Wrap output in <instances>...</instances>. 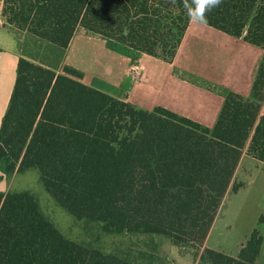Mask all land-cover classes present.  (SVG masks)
I'll return each mask as SVG.
<instances>
[{"label": "trees", "instance_id": "trees-1", "mask_svg": "<svg viewBox=\"0 0 264 264\" xmlns=\"http://www.w3.org/2000/svg\"><path fill=\"white\" fill-rule=\"evenodd\" d=\"M5 22L61 48L76 31L171 60L190 22L182 0H0ZM207 25L264 48V0H222ZM182 77L203 82L181 72ZM81 70L20 55L0 124V181L29 168L86 230L156 233L202 247L244 147L264 161V56L250 92L223 95L212 126L95 88ZM236 185H234V188ZM264 224V211L258 217ZM262 230L236 256L203 247L208 264H255ZM0 264H146L68 238L30 189L0 190Z\"/></svg>", "mask_w": 264, "mask_h": 264}, {"label": "crops", "instance_id": "crops-1", "mask_svg": "<svg viewBox=\"0 0 264 264\" xmlns=\"http://www.w3.org/2000/svg\"><path fill=\"white\" fill-rule=\"evenodd\" d=\"M0 17L3 21L0 26L1 124L13 89L18 58L26 53L21 51L17 29L5 22L1 10ZM230 47L233 51H230ZM73 49L80 56L89 52V58H104V62L95 69V75H89L83 67L68 60V65L82 71L85 83L138 106L147 109L163 106L208 126L215 123L224 97L208 88L205 81L247 96L254 67L261 54L260 48L254 44L207 24L192 21L171 60L150 55L111 38L77 31L65 48L67 57ZM212 52H216L219 58L211 57ZM38 62L59 71V67ZM134 66L139 67L138 77ZM181 72L199 77L203 82L186 79ZM230 73H236L238 81L235 85L225 82ZM237 74H242L243 79ZM263 105L261 114H264ZM0 190H6V187L0 186ZM253 209L256 211L253 212ZM263 211L264 161L250 154L246 144L202 248L209 247L236 256L248 234L258 226L262 230V242L254 263L264 264V224L258 223Z\"/></svg>", "mask_w": 264, "mask_h": 264}, {"label": "rangeland", "instance_id": "rangeland-1", "mask_svg": "<svg viewBox=\"0 0 264 264\" xmlns=\"http://www.w3.org/2000/svg\"><path fill=\"white\" fill-rule=\"evenodd\" d=\"M17 32L22 53H26V55L34 57L38 61H43L44 63L59 67V71H62L63 66L68 64L67 62L70 59L78 64V66L83 67L89 75H95V69L104 62V58L101 57L89 58V52H85L83 56H80L74 49L68 52L67 57V52L64 48L42 40L34 35H29L25 31L17 29ZM236 38L243 40L241 37ZM258 48L261 50L260 56H264V48L259 46ZM230 51H233L231 47ZM233 55L236 56V54ZM210 56L216 57L217 59L219 58L216 52H212ZM224 76H227V74ZM235 76L236 73H230L227 78H225V82L235 85L234 83L238 81ZM237 77L243 79L244 76L242 74L238 76L237 74ZM2 180L0 186L6 187V189H30L36 195L44 214L49 217L68 238L83 243H90L100 247L106 252H113L133 261L146 264H208L201 257L202 247L194 243L176 244L167 236L156 233L126 232L121 234H108L101 232L99 227L95 224L92 225L91 229L86 230L84 222L75 218L61 207L44 188L39 179V172L35 168H29L22 173L15 174L10 178ZM245 210L247 212L248 208L246 207ZM254 211L256 210L253 209V212Z\"/></svg>", "mask_w": 264, "mask_h": 264}, {"label": "clouds", "instance_id": "clouds-1", "mask_svg": "<svg viewBox=\"0 0 264 264\" xmlns=\"http://www.w3.org/2000/svg\"><path fill=\"white\" fill-rule=\"evenodd\" d=\"M176 3V0H172ZM222 0H182L183 8L186 10L190 21L196 24L207 23V13L219 7Z\"/></svg>", "mask_w": 264, "mask_h": 264}, {"label": "built area", "instance_id": "built-area-1", "mask_svg": "<svg viewBox=\"0 0 264 264\" xmlns=\"http://www.w3.org/2000/svg\"><path fill=\"white\" fill-rule=\"evenodd\" d=\"M3 24V21L1 20L0 17V26ZM133 70H135V74L138 77L139 76V67L138 66H134Z\"/></svg>", "mask_w": 264, "mask_h": 264}]
</instances>
